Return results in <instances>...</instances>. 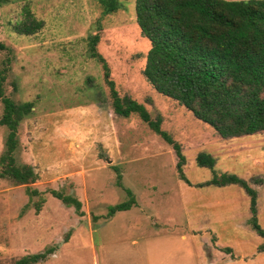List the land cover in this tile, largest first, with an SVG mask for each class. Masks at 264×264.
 Returning a JSON list of instances; mask_svg holds the SVG:
<instances>
[{
	"label": "rangeland",
	"instance_id": "obj_1",
	"mask_svg": "<svg viewBox=\"0 0 264 264\" xmlns=\"http://www.w3.org/2000/svg\"><path fill=\"white\" fill-rule=\"evenodd\" d=\"M115 1L117 10L102 15L98 0H0L3 93L32 105L18 126L14 160L37 177L18 186L0 178V264L47 249L36 264H264L244 188L206 184L223 174L241 180L256 194L264 230V131L222 139L157 94L142 76L149 44L135 24L134 0ZM30 19L38 28L20 33ZM94 34L117 95L141 104L179 146L182 178L170 145L135 115L113 113L89 54ZM5 135L0 127V154ZM198 154L212 167L198 166ZM124 189L134 204L107 217L108 206L127 200ZM51 191L78 200L82 215Z\"/></svg>",
	"mask_w": 264,
	"mask_h": 264
},
{
	"label": "trees",
	"instance_id": "obj_2",
	"mask_svg": "<svg viewBox=\"0 0 264 264\" xmlns=\"http://www.w3.org/2000/svg\"><path fill=\"white\" fill-rule=\"evenodd\" d=\"M98 3L102 15L114 13L118 8L115 0H98ZM26 15L30 16L28 11ZM134 20L140 36L149 44L142 76L157 94L176 102L222 139L264 131V0H134ZM38 25L30 19L19 31L31 34ZM97 39L96 34L88 38L89 54L101 66L113 113L121 118L135 115L170 145L182 178L183 157L179 146L160 130L158 118L150 119L141 104L117 95L107 65L95 51ZM6 71V67L0 70V127L6 129L0 154V178L11 180L15 186L29 185L37 179L36 174L30 166H17L14 153L18 126L32 105H17L4 95L2 84ZM195 162L207 168L213 164L212 158L205 154H198ZM206 184H240L244 188L251 214L248 224L262 239L259 249L264 250V230L255 217L256 194L233 175L214 176ZM124 192L127 200L108 206L107 217L127 211L134 204L130 192L126 189ZM50 194L82 215L80 202L75 198L54 191ZM40 202V199L35 202L36 210ZM50 253L52 249L26 255L14 264H36Z\"/></svg>",
	"mask_w": 264,
	"mask_h": 264
},
{
	"label": "crops",
	"instance_id": "obj_3",
	"mask_svg": "<svg viewBox=\"0 0 264 264\" xmlns=\"http://www.w3.org/2000/svg\"><path fill=\"white\" fill-rule=\"evenodd\" d=\"M191 232L194 233L195 231L192 230ZM87 241H88V243L90 242V236L88 237V240H87ZM77 243H78V242H77ZM90 243H91V242H90ZM76 245H77V244H76ZM76 245H75V246H76ZM92 248H93V246H91V249H92ZM95 258H96V257H95V255H94V259H95Z\"/></svg>",
	"mask_w": 264,
	"mask_h": 264
}]
</instances>
